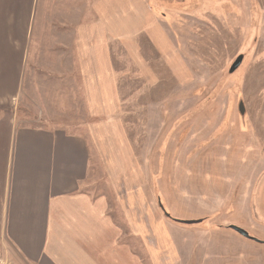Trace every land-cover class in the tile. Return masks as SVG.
I'll use <instances>...</instances> for the list:
<instances>
[{"label": "rangeland", "instance_id": "obj_1", "mask_svg": "<svg viewBox=\"0 0 264 264\" xmlns=\"http://www.w3.org/2000/svg\"><path fill=\"white\" fill-rule=\"evenodd\" d=\"M145 5L160 50L145 34L136 37L140 51L132 56L113 45L115 68L126 73L119 80L120 115L136 160L123 182L152 230L145 245L128 241L146 264H264V245L229 229L264 241V0ZM239 56L243 62L231 74ZM69 101L73 130L83 132L77 127L85 114L75 98ZM30 104L18 113L26 124L38 112ZM97 171L100 192L111 197ZM122 197L126 209L128 196ZM111 203L123 221V209L113 197Z\"/></svg>", "mask_w": 264, "mask_h": 264}, {"label": "crops", "instance_id": "obj_2", "mask_svg": "<svg viewBox=\"0 0 264 264\" xmlns=\"http://www.w3.org/2000/svg\"><path fill=\"white\" fill-rule=\"evenodd\" d=\"M152 14L145 0H0V264H146L128 241L152 230L123 182L136 160L113 45L132 56L145 34L160 50ZM74 98L83 132L67 116Z\"/></svg>", "mask_w": 264, "mask_h": 264}, {"label": "water", "instance_id": "obj_3", "mask_svg": "<svg viewBox=\"0 0 264 264\" xmlns=\"http://www.w3.org/2000/svg\"><path fill=\"white\" fill-rule=\"evenodd\" d=\"M243 56H239L237 58V60L234 62V64L232 65L231 69H230V73H234L238 70V68L241 66L242 62H243ZM239 111L242 115H244L245 113V108H244V104L243 103H240L239 105ZM163 209V208H162ZM166 216L168 218H170V215L166 213ZM176 222L178 223H181V224H184V225H195V224H199L201 223L202 221L201 220H177V219H174ZM229 229L232 230L233 232L237 233L239 236H241L242 238L246 239V240H249V241H252V242H255L257 244H263L264 245V241L256 238V237H253L250 235V233L248 231H246L245 229H242L240 227H237V226H229Z\"/></svg>", "mask_w": 264, "mask_h": 264}, {"label": "trees", "instance_id": "obj_4", "mask_svg": "<svg viewBox=\"0 0 264 264\" xmlns=\"http://www.w3.org/2000/svg\"><path fill=\"white\" fill-rule=\"evenodd\" d=\"M162 208H163V211H164V207L162 206Z\"/></svg>", "mask_w": 264, "mask_h": 264}]
</instances>
